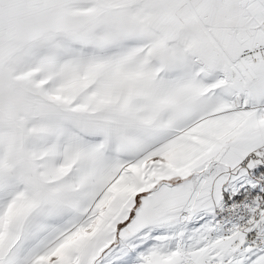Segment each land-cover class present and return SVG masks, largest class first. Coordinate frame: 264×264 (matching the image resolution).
<instances>
[{"label": "snow or ice", "instance_id": "6c2138e0", "mask_svg": "<svg viewBox=\"0 0 264 264\" xmlns=\"http://www.w3.org/2000/svg\"><path fill=\"white\" fill-rule=\"evenodd\" d=\"M0 264H264V0H0Z\"/></svg>", "mask_w": 264, "mask_h": 264}]
</instances>
